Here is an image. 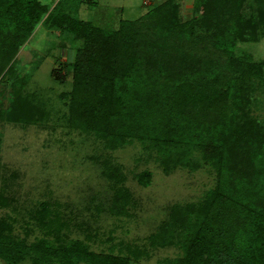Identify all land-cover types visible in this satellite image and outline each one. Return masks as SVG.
I'll return each instance as SVG.
<instances>
[{
    "label": "rangeland",
    "instance_id": "1",
    "mask_svg": "<svg viewBox=\"0 0 264 264\" xmlns=\"http://www.w3.org/2000/svg\"><path fill=\"white\" fill-rule=\"evenodd\" d=\"M204 2L34 0L29 6H37L38 19L30 22V32L23 22L18 26L12 18L0 16V56L6 48L3 38H23L12 50L13 59L0 69V222L8 221L3 232L8 240L2 248H7L9 238L27 244L45 238L56 246V232L49 234L48 227L60 222L65 227L57 234L59 239L78 238L95 252L128 256L130 264H160L182 255L180 233L174 225H164L172 220L171 211L177 204L196 203L213 190L220 172L213 159L237 153L220 151L234 144L237 134L252 138L258 128L264 130V28L258 22L249 29L252 36L239 35L232 21L221 19L218 24L214 18L211 23L213 13L203 12ZM242 12L256 13L255 0H247ZM52 15L68 26L52 25ZM77 19L104 31L119 29L122 20H130L139 26L137 33H144L142 43L147 47L141 50L147 59L142 60L137 81L145 80L149 89L160 88L150 94L147 117L138 123L144 141L133 138L114 144L80 110L79 86L85 82L90 91L93 82L75 66L84 46V39L69 29ZM161 38V47L154 44ZM171 50L188 56V61L181 67L180 61L159 56ZM203 72L227 91L222 107L189 112L164 91L186 79L198 80ZM13 90L35 106L28 115L11 116ZM122 94L128 104L123 109H131L137 98ZM121 118V126L133 120L129 117L124 123ZM244 126H252L250 134L244 135ZM237 162L230 167L232 172L239 173ZM221 172L222 180L232 185L230 170L224 167ZM233 180L247 185L242 177ZM241 189H234L240 196L234 199L245 205L250 197ZM117 192L128 195L125 203ZM243 215L236 211L232 219L237 222ZM5 254L15 261L0 256V264H35L29 255L19 259L13 250Z\"/></svg>",
    "mask_w": 264,
    "mask_h": 264
},
{
    "label": "trees",
    "instance_id": "2",
    "mask_svg": "<svg viewBox=\"0 0 264 264\" xmlns=\"http://www.w3.org/2000/svg\"><path fill=\"white\" fill-rule=\"evenodd\" d=\"M33 1L3 0L0 6V16L5 20L7 17L12 18V24L19 26V23L23 22L25 27H31L30 22L38 19L35 10L37 6L35 4L29 6ZM246 1L205 0L203 12L208 15L213 13L211 19L209 16L211 23L214 18L218 24L221 19L226 23L232 21L233 27L239 35H246L247 33V35L252 36L254 33L250 34L251 30L249 29L257 26L256 23L259 22L264 28V0H255L257 12L248 16L242 12V7ZM50 22L52 25L57 23L58 26H62V24L68 26L61 17L53 15L50 16ZM129 22L131 25H125ZM69 25L72 26V22ZM32 28L33 23L27 32H30ZM69 29L77 37L84 39V46L80 50L82 51L81 56L75 61L77 72L81 73L83 77L88 73L92 79L91 82H93L90 91H87L89 88H85L88 86L85 82H83L84 85L79 86L82 100V104L78 103L80 110L82 107V112L86 113L90 123L93 122V126L100 125L107 138L114 144L130 141L133 138L144 141V138L139 137L143 130L138 126V123L147 117L145 106L150 108V94L160 90L156 86L152 87L153 89L147 88L145 80L137 81L142 76V63L147 59L141 50L147 47L142 43L144 33H137L139 26L130 20H122L119 29L104 31L94 26L90 21L77 19ZM19 33L21 35L20 31ZM8 38L7 40L3 38L6 48L0 56V69L8 64L7 62L14 53L13 48L19 47L23 43L21 37ZM162 39L164 38L156 40L157 43L154 44L161 47ZM172 51L174 50L169 52L171 54L164 51L159 56L162 59H167L168 62L180 61L182 67L188 61V56L183 58V55ZM9 52L11 55H8ZM196 79L198 80L186 79L164 91H170L169 95L173 97L171 101L189 112H210L222 107L227 94V91L222 88L223 86L217 83V80L206 79L204 72ZM151 80L154 81L155 78ZM163 80L165 81V78ZM119 86L121 90H118ZM84 89L86 90L84 91ZM13 91L14 98L10 102L13 107V110L10 111L11 116L18 114L23 117L25 114L28 115L29 111L32 112L35 106L28 102L29 100L19 90ZM123 92L137 98L129 110L123 109L128 107V104L126 106L127 97L123 96ZM170 97L167 96L168 99ZM104 113L117 114L115 118L110 120V115L107 118ZM184 113L188 114L186 111ZM181 115L184 114L178 113V117ZM120 117L124 119V123L129 117H132L133 120L121 126ZM166 130L170 129L167 128ZM241 130L244 135L250 134L249 131L252 130V126L241 127ZM242 136V133L237 134V137L233 139L234 144L229 143L223 151L220 149L222 154L224 151L231 154L233 151L237 153L222 155L223 157L218 154L213 159V165H218L217 169L220 172L224 167L230 170L229 176L232 178L229 180L233 182L232 185H228L225 182L226 179L222 180V172H219L216 186L202 200L184 205L177 204L171 211L173 218L164 225L165 228H171V225H174L173 228H176L177 233H180L182 255L172 259L165 258L160 264H264V130L258 128L252 138H243ZM237 157L239 159L235 160ZM236 162L240 169L239 173L232 172L230 169ZM241 177L247 181V185H240L238 181L233 180ZM238 188L241 192V188L247 191L246 194L249 195L251 202L249 200L245 205L241 202L237 203L234 198L240 196L234 194L233 191ZM126 198L128 195L121 193L120 200L122 203L127 201ZM236 211H242L244 215L237 222H234L235 220L232 218ZM44 214L46 215V212ZM7 224L8 221L6 222L4 219L0 222V256L7 262L15 261L11 256H8L9 254H5L7 251L13 250L18 253L16 257L19 259L23 255L31 256L34 258L35 264L41 263L40 261L45 262V264H53L54 261L58 264H130L128 256L114 255L110 252H95L78 238L69 242L59 239L61 236L58 237L57 234L62 227H65V223L60 224V222L55 226L52 223L50 229L48 227L49 234L54 235L52 232L54 230L56 232L58 240L56 246L50 244L49 240L45 238L29 244L25 243L23 239L9 238L7 248H2L3 243L8 240L7 236L3 234ZM8 231H10V226Z\"/></svg>",
    "mask_w": 264,
    "mask_h": 264
}]
</instances>
